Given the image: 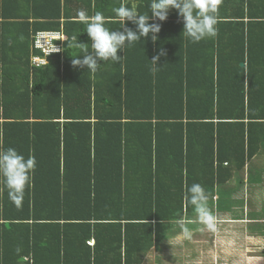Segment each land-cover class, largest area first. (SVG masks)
Wrapping results in <instances>:
<instances>
[{"label": "trees", "instance_id": "16d2710c", "mask_svg": "<svg viewBox=\"0 0 264 264\" xmlns=\"http://www.w3.org/2000/svg\"><path fill=\"white\" fill-rule=\"evenodd\" d=\"M133 2L150 12V0H0V149L37 162L19 208L0 183V264H141L163 226L188 215L187 186L212 197L260 151L264 0H222L218 35L199 43L170 8L149 21L161 24L155 42L95 72L73 67L91 51L77 12H101L117 30L113 8ZM41 30L67 39L31 68Z\"/></svg>", "mask_w": 264, "mask_h": 264}, {"label": "clouds", "instance_id": "9594fccd", "mask_svg": "<svg viewBox=\"0 0 264 264\" xmlns=\"http://www.w3.org/2000/svg\"><path fill=\"white\" fill-rule=\"evenodd\" d=\"M222 0H150L148 5L151 15L141 14L137 4L133 2L131 6L121 3L119 7H114L113 12L118 18V22L123 30H113L106 27L104 14L96 12L89 16L86 11L79 10L77 17L83 23L85 31L91 40V51L87 47L82 49V54L73 56L71 63L73 67L86 69L95 72L103 62L118 63L124 55H119L120 51L136 43L141 42L142 38H148L155 42L161 30L160 23H149L150 20L164 21L167 19L170 8L177 10L178 16L183 20L182 33L185 38L193 43H199L204 39H214L218 35L217 24L219 22V8ZM126 22L135 24V29L127 27ZM40 32H53L59 37L52 40V44L58 46V51L44 55L40 48L35 44V36ZM62 37V38H61ZM65 34L60 31L41 30L34 33L32 38L33 47L40 52L33 58L45 60L52 55L61 54L63 43L66 41ZM77 40V37H74ZM77 44L79 43L77 40ZM166 55L161 49L157 55L151 59V71L153 74L158 70L160 56ZM37 162L33 155L27 157L14 147L0 149V183L7 190L9 200L20 207L25 196V191L31 186L32 176L36 169ZM185 201L191 206L195 219H180L177 223L181 229V238L191 240L193 231L188 225L198 223L202 227L200 231H215L217 217L209 207V194L200 183H193L186 187ZM184 215L183 218H185ZM92 245V241L89 242ZM264 248V247H263Z\"/></svg>", "mask_w": 264, "mask_h": 264}, {"label": "rangeland", "instance_id": "374dc122", "mask_svg": "<svg viewBox=\"0 0 264 264\" xmlns=\"http://www.w3.org/2000/svg\"><path fill=\"white\" fill-rule=\"evenodd\" d=\"M254 163L247 178L245 170L233 175L228 184L221 185L219 199L209 198V207L217 217L215 231H200L202 226L193 223L188 225L193 231L192 238L185 240L181 238L177 222L169 229L163 226L162 231L169 230L165 238L147 250L141 264H262L264 223L240 224L232 220L243 218L248 209V217L264 222V143ZM234 198L236 200L231 202ZM189 209L182 219H195L191 206ZM225 211L233 215H229L232 219H222L227 216Z\"/></svg>", "mask_w": 264, "mask_h": 264}, {"label": "crops", "instance_id": "0c3cea01", "mask_svg": "<svg viewBox=\"0 0 264 264\" xmlns=\"http://www.w3.org/2000/svg\"><path fill=\"white\" fill-rule=\"evenodd\" d=\"M33 35H34V34H33ZM33 35H32V38H33ZM32 50L36 51L37 53L31 55V57H30V65H31V68L41 67V66H43V65L35 64V63L33 62V56H35V55H40V52H39L38 50H36V49L33 47V44H32ZM258 158H259V157H258ZM256 159H257V155H256L253 159H251L250 161H248V162L245 164V166H244L243 169H241V170L238 171L237 173H234V175L240 173L241 171H242V173H243V171L245 170V172H246V178H247V174L249 173L250 169L253 168V167H255V165H256V163H254ZM229 182H230V181H228V183H229ZM228 183H227V184H228ZM244 185H245V184H244ZM221 187H222V186H221ZM221 187H216L215 193L213 194L212 197H209V198L211 199V198H216V197H218V199H219V192H220V190H221ZM229 187H230L231 189L234 188V187H232L231 185H229ZM245 189H246V186H245ZM29 200L32 201L31 198H30ZM235 200H236V199L234 198V199L231 200V202H234ZM219 204H221V203H220L219 200H218V206H219ZM29 205H31V204H29ZM233 206H235V205L233 204ZM239 206H241V205H239ZM218 210H219V209H218ZM234 210H236V207H234ZM225 214H227V216L223 217L222 219H224V218L232 219V218L229 216V215H232V214H230L229 212H226V211H225ZM234 215H235V214H234ZM232 216H233V215H232ZM235 216H236V215H235ZM254 219H256V218L248 217V209H247V210H245V213H243V218H242V217H236L235 219H232V220H235V222L239 221L240 224H243V223H249V224H252V223H255V222L264 223V222H262L261 220L257 221V220H254ZM260 219H262V218H260ZM263 220H264V219H263ZM225 224H226V223H225ZM253 225H256V224H253ZM257 234H260V233H257ZM263 237H264V236H263Z\"/></svg>", "mask_w": 264, "mask_h": 264}, {"label": "built area", "instance_id": "2783aa9c", "mask_svg": "<svg viewBox=\"0 0 264 264\" xmlns=\"http://www.w3.org/2000/svg\"><path fill=\"white\" fill-rule=\"evenodd\" d=\"M59 37L57 34L53 32H40L35 36V46L40 48L44 55H48L52 52L58 51V46L52 44V40L57 39ZM62 38V37H61ZM33 62L35 64H44L45 60L33 58Z\"/></svg>", "mask_w": 264, "mask_h": 264}, {"label": "water", "instance_id": "95a60500", "mask_svg": "<svg viewBox=\"0 0 264 264\" xmlns=\"http://www.w3.org/2000/svg\"><path fill=\"white\" fill-rule=\"evenodd\" d=\"M241 65H243V64H241Z\"/></svg>", "mask_w": 264, "mask_h": 264}]
</instances>
